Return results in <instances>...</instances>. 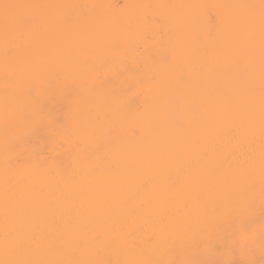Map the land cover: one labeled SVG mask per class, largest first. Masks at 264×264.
Wrapping results in <instances>:
<instances>
[{"label": "snow or ice", "instance_id": "1", "mask_svg": "<svg viewBox=\"0 0 264 264\" xmlns=\"http://www.w3.org/2000/svg\"><path fill=\"white\" fill-rule=\"evenodd\" d=\"M0 264H264V0H0Z\"/></svg>", "mask_w": 264, "mask_h": 264}, {"label": "bare ground", "instance_id": "2", "mask_svg": "<svg viewBox=\"0 0 264 264\" xmlns=\"http://www.w3.org/2000/svg\"><path fill=\"white\" fill-rule=\"evenodd\" d=\"M83 2V0H77ZM86 2H100V3H142V2H171V3H195V2H215V0H86Z\"/></svg>", "mask_w": 264, "mask_h": 264}]
</instances>
